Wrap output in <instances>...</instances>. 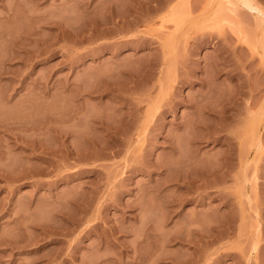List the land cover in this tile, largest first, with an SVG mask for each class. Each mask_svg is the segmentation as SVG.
<instances>
[{"label":"rangeland","instance_id":"obj_1","mask_svg":"<svg viewBox=\"0 0 264 264\" xmlns=\"http://www.w3.org/2000/svg\"><path fill=\"white\" fill-rule=\"evenodd\" d=\"M229 1L0 0V264H264V0Z\"/></svg>","mask_w":264,"mask_h":264},{"label":"bare ground","instance_id":"obj_2","mask_svg":"<svg viewBox=\"0 0 264 264\" xmlns=\"http://www.w3.org/2000/svg\"><path fill=\"white\" fill-rule=\"evenodd\" d=\"M235 1V0H234ZM237 1H239V0H237ZM240 1H242L244 4H245V6H247L248 7V9L250 10V11H252V12H256L257 14H262L263 13V11H261V10H259L258 8H256L255 6H253V4H251V2L249 1V0H240ZM232 2H233V0H230L229 1V3L228 4H230V5H228V6H231L232 7ZM233 4H234V2H233ZM212 5V4H211ZM237 5V4H236ZM191 6V5H190ZM230 7V8H231ZM192 8V7H191ZM230 8H228V9H230ZM233 8H234V6H233ZM237 9V8H236ZM231 10H232V8H231ZM231 10H229V11H231ZM248 11V10H247ZM234 12H236V11H234ZM239 14V13H238ZM243 14V13H242ZM253 14V13H252ZM264 14H262V16H263ZM256 16V15H255ZM256 19H257V17H256ZM260 19V18H259ZM263 19H264V17H263ZM226 63V62H225ZM249 65V64H248ZM251 108V107H250Z\"/></svg>","mask_w":264,"mask_h":264}]
</instances>
